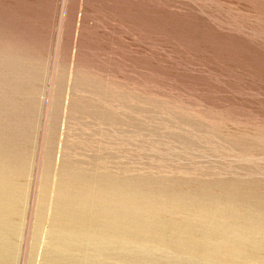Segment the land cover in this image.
<instances>
[{"label":"rangeland","instance_id":"1","mask_svg":"<svg viewBox=\"0 0 264 264\" xmlns=\"http://www.w3.org/2000/svg\"><path fill=\"white\" fill-rule=\"evenodd\" d=\"M0 264H264V0H0Z\"/></svg>","mask_w":264,"mask_h":264}]
</instances>
